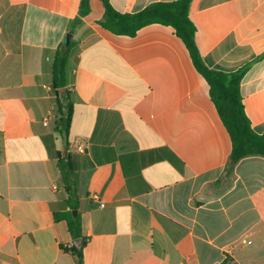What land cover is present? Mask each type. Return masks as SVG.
Wrapping results in <instances>:
<instances>
[{
	"label": "crops",
	"instance_id": "1",
	"mask_svg": "<svg viewBox=\"0 0 264 264\" xmlns=\"http://www.w3.org/2000/svg\"><path fill=\"white\" fill-rule=\"evenodd\" d=\"M174 1L109 0L122 14ZM80 4L0 0V264H79L83 243V264H264V157L228 174V132L174 29L115 36L99 0L83 18ZM189 15L209 69L248 68L245 112L263 135L264 0H193ZM68 34L65 150L52 67ZM55 151L74 168L77 240L55 219L71 211Z\"/></svg>",
	"mask_w": 264,
	"mask_h": 264
},
{
	"label": "trees",
	"instance_id": "2",
	"mask_svg": "<svg viewBox=\"0 0 264 264\" xmlns=\"http://www.w3.org/2000/svg\"><path fill=\"white\" fill-rule=\"evenodd\" d=\"M105 9L103 19L98 25L105 31L115 36L136 37L138 32L148 26L159 24L174 29L177 37L183 42L189 58L196 72L206 81L209 87V96L218 115L228 132L232 150L231 164L228 174L242 159L258 156L264 157V134H257L248 118L241 93V82L247 72V67L233 73H222L209 69L196 44L195 36L197 27L189 15V8L193 0H177L170 3H155L136 14H122L116 11L109 0H99ZM91 0H81L80 18L90 14ZM79 22V18L77 23ZM72 44L66 47L62 44L56 51L52 67V87L57 97L56 132L65 141V150H68V139L73 118L72 95L67 90L68 63L71 58ZM65 89L62 97V90ZM50 151L54 146L49 147ZM58 159V166L62 181L68 194L67 205L71 211L56 213V220H65L74 240L82 237L81 218L74 215L78 208V192L74 177V168L70 162V156L54 152ZM80 249L71 247L69 251L76 255L79 264H83V247ZM222 264H230L226 260Z\"/></svg>",
	"mask_w": 264,
	"mask_h": 264
},
{
	"label": "water",
	"instance_id": "3",
	"mask_svg": "<svg viewBox=\"0 0 264 264\" xmlns=\"http://www.w3.org/2000/svg\"><path fill=\"white\" fill-rule=\"evenodd\" d=\"M71 38H72V34H68L67 38H66V42H65V46L66 47H69L70 46V43H71ZM62 97L65 95L64 92H65V89L62 90ZM68 156L67 152H66V157ZM75 216L77 215V211H75L73 213Z\"/></svg>",
	"mask_w": 264,
	"mask_h": 264
},
{
	"label": "built area",
	"instance_id": "4",
	"mask_svg": "<svg viewBox=\"0 0 264 264\" xmlns=\"http://www.w3.org/2000/svg\"><path fill=\"white\" fill-rule=\"evenodd\" d=\"M51 115H49V116H47L45 119H44V121H43V124L45 125V126H47L48 125V123H49V121H50V119H51ZM78 150H79V152H81V153H83L84 152V149H83V147L82 146H79L78 147Z\"/></svg>",
	"mask_w": 264,
	"mask_h": 264
}]
</instances>
